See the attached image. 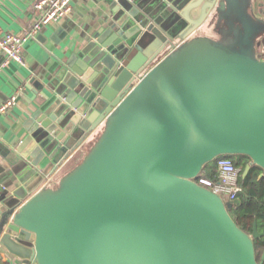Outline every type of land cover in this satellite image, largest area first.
<instances>
[{"label":"water","instance_id":"1","mask_svg":"<svg viewBox=\"0 0 264 264\" xmlns=\"http://www.w3.org/2000/svg\"><path fill=\"white\" fill-rule=\"evenodd\" d=\"M241 3L110 0L113 19L89 38L105 68L87 60L59 77L60 110L34 134L51 165L89 139L86 153L24 203L28 185L0 190V246L25 264H262L264 233L196 182L220 156H249L243 177L264 169V11L254 29ZM230 8L233 32H198Z\"/></svg>","mask_w":264,"mask_h":264},{"label":"crops","instance_id":"2","mask_svg":"<svg viewBox=\"0 0 264 264\" xmlns=\"http://www.w3.org/2000/svg\"><path fill=\"white\" fill-rule=\"evenodd\" d=\"M34 2L0 0V29L4 32L29 33L35 21ZM252 5V12L262 15L264 0H252ZM113 17L110 0H73V10L69 16L44 26L37 38L25 43L24 63L7 62L3 55L0 56V106L12 95L19 96L10 112H0V190L5 185L9 190L23 183L28 185L30 190L24 192L22 203L41 187L55 185L86 153L89 139L76 147L62 165H51L48 155L42 156L43 151L34 134H37L44 119L48 121L47 113L60 110L58 104L50 106L55 89L62 85L58 78L65 75L66 78L70 75L75 78L71 67L86 66L87 60H97L89 38L94 37L101 28H107ZM216 18L217 15L212 13L198 32L215 36ZM95 63L99 68H105V63ZM137 80L138 77L131 84ZM35 83L42 84L38 92ZM75 160L77 162L70 166ZM0 251L4 263L25 264L4 247L0 246Z\"/></svg>","mask_w":264,"mask_h":264},{"label":"built area","instance_id":"3","mask_svg":"<svg viewBox=\"0 0 264 264\" xmlns=\"http://www.w3.org/2000/svg\"><path fill=\"white\" fill-rule=\"evenodd\" d=\"M33 9L35 21L29 33L4 32L0 29V56L3 55L7 62L24 63L23 48L25 43L31 38H37L44 26L69 16L73 10V0H35ZM18 97V94H14L8 98L0 106V112H10L16 105ZM217 167L219 170L218 181L206 176H199L196 182L218 193L226 201L233 200L236 194L241 191L239 184L241 169L228 157H220L217 160ZM1 258L2 252L0 251Z\"/></svg>","mask_w":264,"mask_h":264},{"label":"trees","instance_id":"4","mask_svg":"<svg viewBox=\"0 0 264 264\" xmlns=\"http://www.w3.org/2000/svg\"><path fill=\"white\" fill-rule=\"evenodd\" d=\"M232 159L237 167L241 169L239 191L233 200H230L228 211L234 221L249 234H253L254 226L260 233H264V169L253 164L249 173L243 177L246 165L251 161L247 155H226ZM218 157L214 161L205 165L200 176H206L214 181L219 180V170L217 167ZM263 174V175H262ZM256 256L259 262L264 264V235L254 239ZM0 264H8L0 259Z\"/></svg>","mask_w":264,"mask_h":264},{"label":"rangeland","instance_id":"5","mask_svg":"<svg viewBox=\"0 0 264 264\" xmlns=\"http://www.w3.org/2000/svg\"><path fill=\"white\" fill-rule=\"evenodd\" d=\"M239 2H242L241 5L242 6H238L237 7V10L236 12L238 13V17H239V20L241 19V21L245 22V23H248L250 25L253 26L254 29H257V23L255 18L256 16L253 15V5L252 3V0H237ZM220 19H223L222 21ZM234 14L232 12V9H228L225 13H222L221 15H217V18H216V22H215V25H216V30L213 32V34L215 36H218V30L217 28L221 27L222 29H228L230 32H233L234 31ZM221 22L223 23V25H221ZM211 36V35H210ZM256 41L257 43H259L260 41V46L258 47V55L259 56H264V39L262 38L261 35H257L256 36ZM167 51H165L164 53H162L156 60L155 62L161 58ZM77 161H72L70 163V166L71 164H75ZM69 166V167H70ZM68 167V168H69ZM59 176H57L56 178H58Z\"/></svg>","mask_w":264,"mask_h":264}]
</instances>
